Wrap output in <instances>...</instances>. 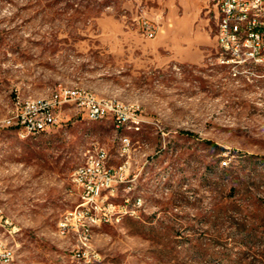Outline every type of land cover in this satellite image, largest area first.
Here are the masks:
<instances>
[{
  "label": "rangeland",
  "instance_id": "obj_1",
  "mask_svg": "<svg viewBox=\"0 0 264 264\" xmlns=\"http://www.w3.org/2000/svg\"><path fill=\"white\" fill-rule=\"evenodd\" d=\"M215 4L0 0V205L12 223L0 243L11 264H264V67L221 63ZM63 89L122 105L140 130L91 121L75 102L37 136L7 125ZM97 145L129 174L104 192L117 212L78 211L62 228L84 202L72 174Z\"/></svg>",
  "mask_w": 264,
  "mask_h": 264
},
{
  "label": "built area",
  "instance_id": "obj_2",
  "mask_svg": "<svg viewBox=\"0 0 264 264\" xmlns=\"http://www.w3.org/2000/svg\"><path fill=\"white\" fill-rule=\"evenodd\" d=\"M215 6L217 36L222 52L221 63L234 67H264V0H216ZM243 28H252L251 37H242ZM144 29L148 38L156 37L155 27L145 24ZM67 102L77 103L85 117L91 121L113 117L116 126L120 120H128V127L140 126L142 123V120L135 116H127L122 110V105L118 103L94 99L89 97V93L72 89H63L55 94L51 101L25 108L6 123L8 126L19 128L22 138L37 136L58 124L60 115L55 109ZM125 142L126 146H129L130 140L126 138ZM128 175L124 167L114 172L108 166V152L104 147L97 145L87 150L84 163L72 174L73 184L84 192V202L74 212L68 213L60 226L66 228L67 220L76 217L78 211L82 217V214L94 210L95 213L103 214L99 221H109L108 213L113 216L117 206L107 203V198L103 197L104 192L112 190L113 184L126 181ZM106 210L107 212H104ZM11 224L0 213V225ZM10 254L11 250H6V245L0 243V264H11Z\"/></svg>",
  "mask_w": 264,
  "mask_h": 264
},
{
  "label": "bare ground",
  "instance_id": "obj_3",
  "mask_svg": "<svg viewBox=\"0 0 264 264\" xmlns=\"http://www.w3.org/2000/svg\"><path fill=\"white\" fill-rule=\"evenodd\" d=\"M251 35H252V28H243L242 29V37H251ZM80 92H82V91H80ZM89 97H93V96H90L89 95ZM95 99V98H94ZM112 101V100H111ZM115 103V102H114ZM117 125H118V127H120V126H127L128 124H127V120H120L119 122H117ZM129 129H133V130H136V131H139L140 130V126H130V127H128ZM26 138H28V137H26ZM115 186V184H113V187ZM0 213H1V215H3L4 216V218H7L8 219V221H9V223H11L10 222V220H9V218L8 217H6L5 216V214H4V211H3V209H2V207H1V205H0ZM94 220V219H93ZM71 220H67V226H68V222H70ZM70 227V226H69ZM64 234V233H63ZM6 250H11V254H10V263H12L13 262V260H14V252H13V250L11 249V248H9V247H7L6 246Z\"/></svg>",
  "mask_w": 264,
  "mask_h": 264
},
{
  "label": "trees",
  "instance_id": "obj_4",
  "mask_svg": "<svg viewBox=\"0 0 264 264\" xmlns=\"http://www.w3.org/2000/svg\"><path fill=\"white\" fill-rule=\"evenodd\" d=\"M208 143L211 144L212 146H214L215 148L220 149L216 144H214V143H212V142H208ZM225 169H227V168H225Z\"/></svg>",
  "mask_w": 264,
  "mask_h": 264
}]
</instances>
